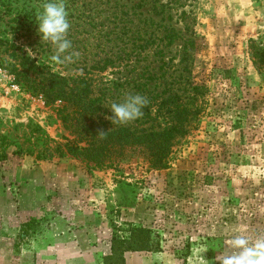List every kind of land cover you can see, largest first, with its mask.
<instances>
[{
	"label": "rangeland",
	"instance_id": "374dc122",
	"mask_svg": "<svg viewBox=\"0 0 264 264\" xmlns=\"http://www.w3.org/2000/svg\"><path fill=\"white\" fill-rule=\"evenodd\" d=\"M64 3L76 55L57 65L38 32L42 0H0V68L19 86L0 83V264H103L133 225L157 249L122 264H220L234 237L264 236V0ZM27 49L45 70L90 77L106 121L129 95L148 101L124 124L137 130L171 125L157 105L176 92L199 113L163 168L139 149L93 166L66 152L77 142L62 104L17 80Z\"/></svg>",
	"mask_w": 264,
	"mask_h": 264
},
{
	"label": "trees",
	"instance_id": "16d2710c",
	"mask_svg": "<svg viewBox=\"0 0 264 264\" xmlns=\"http://www.w3.org/2000/svg\"><path fill=\"white\" fill-rule=\"evenodd\" d=\"M255 54L264 64V51ZM12 69L27 90L43 95L47 105L62 104L58 108V115L65 128L75 135L77 142L67 143L64 148L67 153L93 166L116 160L130 149H139L153 166L163 168L175 138L188 132L189 123L199 113L198 105H189L176 92L157 105L158 113L169 114L173 122L171 125L159 130H137L129 125H114L99 116L104 111L105 99L103 95L95 93L90 77L84 74L68 77L45 70L28 56H23L19 66ZM178 99L180 103L176 102ZM153 239L151 228L133 225L128 235L112 237L111 254L107 255L103 264H122L127 251L155 250Z\"/></svg>",
	"mask_w": 264,
	"mask_h": 264
},
{
	"label": "clouds",
	"instance_id": "9594fccd",
	"mask_svg": "<svg viewBox=\"0 0 264 264\" xmlns=\"http://www.w3.org/2000/svg\"><path fill=\"white\" fill-rule=\"evenodd\" d=\"M36 14L42 41L53 48L50 61L57 65L71 61L76 54H68L72 42L68 38L70 22L64 0H42ZM27 51L29 57L34 56L31 49ZM147 103V98L142 95H129L122 103H112V123L123 125L141 118ZM230 247L233 250L230 254L217 259L220 264H264V236L257 237L250 244L247 237L239 235L230 241Z\"/></svg>",
	"mask_w": 264,
	"mask_h": 264
},
{
	"label": "built area",
	"instance_id": "2783aa9c",
	"mask_svg": "<svg viewBox=\"0 0 264 264\" xmlns=\"http://www.w3.org/2000/svg\"><path fill=\"white\" fill-rule=\"evenodd\" d=\"M3 78L8 79L10 83L12 82V89L19 90V86L13 83L14 78L11 77L6 71L0 68V83Z\"/></svg>",
	"mask_w": 264,
	"mask_h": 264
},
{
	"label": "crops",
	"instance_id": "0c3cea01",
	"mask_svg": "<svg viewBox=\"0 0 264 264\" xmlns=\"http://www.w3.org/2000/svg\"><path fill=\"white\" fill-rule=\"evenodd\" d=\"M46 192H47V190L44 189V188H41L40 186H37V187H35V188L33 189V193L35 194V196H36V194H42L43 196H45V195H46ZM36 210H37V208L34 209V210H28V211H34V212H37ZM32 214H33V213H32Z\"/></svg>",
	"mask_w": 264,
	"mask_h": 264
}]
</instances>
